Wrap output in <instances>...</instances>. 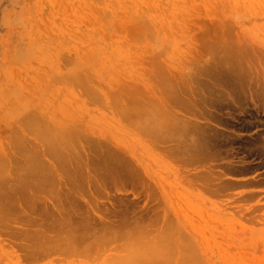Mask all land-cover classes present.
I'll return each instance as SVG.
<instances>
[{
	"label": "rangeland",
	"instance_id": "obj_1",
	"mask_svg": "<svg viewBox=\"0 0 264 264\" xmlns=\"http://www.w3.org/2000/svg\"><path fill=\"white\" fill-rule=\"evenodd\" d=\"M262 93L264 0H0V264L126 255L116 241L86 254L26 251L30 216L47 237L56 216L49 198L28 212L19 186L28 155L87 162L92 176L139 173L140 185L106 184L109 202L156 213L166 263L264 264V149L239 143L264 136ZM191 135L225 140L223 162L205 167L182 150Z\"/></svg>",
	"mask_w": 264,
	"mask_h": 264
},
{
	"label": "bare ground",
	"instance_id": "obj_2",
	"mask_svg": "<svg viewBox=\"0 0 264 264\" xmlns=\"http://www.w3.org/2000/svg\"><path fill=\"white\" fill-rule=\"evenodd\" d=\"M237 67H239V66H237ZM240 68H242L241 65H240ZM237 70H240V69H237ZM78 79L79 78H76V82L78 81ZM79 82H82V81H79ZM238 84H240V82H238ZM243 84H242V86H243ZM80 85H81V83H80ZM246 90H247V94L250 95L251 92L249 91V89H246ZM239 91H245V90L240 89V90H238V92ZM169 93H170V91H169ZM224 93H227V92H223V93L219 94L220 98L222 99V103L228 102V100H230L231 102L234 101V98L232 96L228 97L229 95L224 94ZM239 94L244 95L242 93H239ZM173 95H174V92H172V96ZM243 97L245 98V96H243ZM263 97H264V95L262 93L261 98H263ZM236 98H237V96H236ZM241 98H242V96H241ZM247 98H248V96H247ZM258 99H259V97H258ZM241 101H244V100L242 99ZM247 101H249V100H247ZM251 101H252V98H251ZM235 102H237V101H235ZM254 102H255V100H254ZM263 103H264V100H263ZM233 104L237 105L234 102H233ZM233 104L231 103L232 106H233ZM242 104L240 106H243ZM245 104H246V102H245ZM239 108H241V107H239ZM239 110H242V109H239ZM208 114L210 115L212 113L209 112ZM212 115H210V116H212ZM217 116H218V113H217ZM249 117H250V115H249ZM237 119H235V120H237ZM35 120L36 119L31 118V121H32V122L30 121L31 124L32 123L34 124V122H37ZM217 120L219 121V119H217ZM224 120H225V118L223 119V121ZM238 121H239V119H238ZM30 122L29 123L27 122L26 125L28 127H25L26 129L27 128L30 129V127H29ZM247 123H248V121H247ZM31 124H30V126H32L34 128L37 127V125H36L37 123L34 125L33 124L31 125ZM34 128H32V130ZM28 129H27V132H29ZM176 129H178V131H180L179 128L176 127ZM198 129L199 128H196V130H198ZM35 130L36 129H34L33 131L36 133ZM43 131L45 132L46 130H43ZM188 131L189 130H187L185 132H188ZM218 132H220V131H218ZM238 132H237L236 136L239 137ZM180 133H183V131H181ZM217 133H216V136L219 135ZM262 133H263V131H262ZM38 134H41V133H38ZM233 134H236V133H233ZM190 137H192V135ZM231 137L232 136H229L230 140L227 139L226 143L236 142L235 137L234 138H231ZM159 138L162 139L163 136L160 135ZM218 139L217 138L216 139H214V138L208 139L202 135V136H200V139H197L198 140V144H197L196 139H194L192 137L191 142H189L190 146L187 144L188 147H185L186 146V144H185L184 148L182 147V150H185L188 153H190V156H197L198 155V157H200V159H201V163L205 167H206L207 162H209L210 165H212L214 162H217L219 160L220 161L222 160L221 162H223V159L221 157V153H222L221 148H222V145L225 144V142H224L225 140L222 141V140H218ZM254 139L255 140L250 139V138L249 139L243 138L239 142L241 145V148H243V149L244 148H251L252 149V148L256 147V149H257L258 147H260L261 149H264V136L259 134L258 137L257 138L254 137ZM21 142H24V141L22 140ZM27 144H28V142H27ZM196 144L198 147L194 148V145H196ZM28 145H26V146H28ZM51 146H53V145H51ZM227 147H229V146H227ZM49 148L51 149L52 147H49ZM260 148H258V150ZM227 150H226V153H227ZM258 150H257V152L259 154ZM52 151H53V149H52ZM245 151H247V150L245 149ZM261 152H263V151H261ZM247 153H248V151H247ZM24 154H27V153L24 152ZM245 154H246V152H245ZM263 154H264V152H263ZM53 155L54 154H52V156ZM41 156H42V154H41ZM225 156H227V155H225ZM256 156H257V154H256ZM35 158L36 157H33V159H32V157L30 155H28V157L24 163L26 168H25V170L24 169L21 170L23 173L25 172L24 177L22 176V178H21V179H23V183H22L23 185L22 184L19 185V186H22L26 189V198H24V199L26 200V203L28 206V212L30 215H32L34 213L36 205L40 203L41 198H43V200H45L46 198H49L52 201V202L50 201L51 202V211L55 212L56 216L50 214L49 216L53 218L52 222L49 223V221L46 220V223L44 224V228H46L47 226H51L52 236H50V237H47L44 235V232L42 230V226H36L35 227L37 222L33 218H31V216H30V218H29L30 221L28 222L29 229L26 230V232H24L25 233L24 238L26 240L28 238L30 241V242H28V244L27 243L26 244L27 245H29V243L31 244V246H28V248H26L27 252H29L31 254H43V253L45 254V253H50V252H58V253L70 254V255H74V254H78V253L86 254V253H91L92 251L97 252L99 250H103V251L110 250L111 249V248H109L110 244L116 241V242L120 243V245L124 246L123 251H125L126 255L121 257V258H116L114 256L106 257L103 259L102 264H160V262L162 260H164L165 263L169 261V258L162 256V252H163L162 247H164V245H165V244H163L164 242L161 241L162 235H163L162 226L158 227L155 235L152 234L153 227H154V225H156L157 219H158V216L156 215V213L154 211H150L148 209H145L143 211L137 210V209H131L128 206H126L125 204H123V202H121V205L115 206L112 202H109V199L113 195L108 193V191L106 190V184L116 185L118 183H125V184H131V185H140L142 179H141V175L139 173H136L134 170H130L126 166L125 167L123 166L122 171L120 169L118 171V169L116 170V169H113L114 167H111V168L104 169L99 173H95L92 176L89 174L87 162L86 163H82L81 161L76 162V159H74V161L62 159L59 162L52 160V161H54L53 164L51 166H47V164L45 165L44 163H42L43 161L41 163H39L38 160L36 161L37 163L33 162V160ZM223 158H224V156H223ZM53 159H55V158L53 157ZM112 159L110 158L111 163L113 162ZM110 160L108 159L109 162L104 163L105 167H108L107 165H108V163H110ZM225 160H226V157H225ZM71 161H73V162H71ZM104 161H106V160H104ZM226 163H227V166L226 167L224 166L225 168L229 167L228 165L230 164V161H228ZM4 166L5 165H3V167ZM102 166L103 165H101V168H102ZM111 166H113V165H111ZM16 168H19V167L17 166ZM34 168L36 170L43 168L44 174L42 176H39L37 174V172L34 173V171H33ZM117 168H119V167H117ZM234 168L236 169L237 165ZM234 168H233V170H234ZM239 168H240V166H239ZM20 169H22V167H20L19 170H16V171L20 172ZM246 169H248V168H246ZM22 172H20V173H22ZM118 172H121V173H118ZM18 173H17V175L20 176V174H18ZM17 179H19V178H17ZM247 184H249V183L245 182L243 185H247ZM236 185L237 184L234 182H226L225 188L231 187V186H236ZM251 185H252V183H251ZM220 186L223 187V185H220ZM19 188H20V190L22 189L21 187H19ZM91 189L93 190V192H91ZM23 192H24V190H23ZM95 192L98 195H100L101 198L104 199L105 201H102L100 199L97 200V197L94 196L96 194ZM14 193L17 194L16 192H13L11 194H14ZM20 193H22V192H20ZM146 196H148V195H146ZM23 197H24V195H23ZM46 202H47V200H46ZM83 207H84V209L82 210ZM43 208H46V207H43ZM44 211H45V209H44ZM33 237L35 238L34 240H33ZM166 249H167V252L172 250L171 247L166 248ZM90 259H92L93 261L95 259V261H96L95 257H92ZM186 263H187V261H186ZM95 264H96V262H95ZM166 264H169V263H166Z\"/></svg>",
	"mask_w": 264,
	"mask_h": 264
}]
</instances>
